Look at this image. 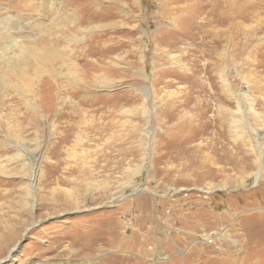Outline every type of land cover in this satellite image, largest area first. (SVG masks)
Segmentation results:
<instances>
[{
  "label": "rangeland",
  "instance_id": "obj_1",
  "mask_svg": "<svg viewBox=\"0 0 264 264\" xmlns=\"http://www.w3.org/2000/svg\"><path fill=\"white\" fill-rule=\"evenodd\" d=\"M20 48L0 264H264V0H0Z\"/></svg>",
  "mask_w": 264,
  "mask_h": 264
},
{
  "label": "bare ground",
  "instance_id": "obj_2",
  "mask_svg": "<svg viewBox=\"0 0 264 264\" xmlns=\"http://www.w3.org/2000/svg\"><path fill=\"white\" fill-rule=\"evenodd\" d=\"M49 44H51L50 40H49ZM57 44H58V42H57ZM47 53H48V50L45 51L46 56L49 54V53L48 54ZM34 59H35V56H33L30 49L20 48L19 54H17L12 60L6 61L8 63L4 62L7 64V68H9V70H8L9 72H7L9 74L5 75V76H2V75L0 76V81L2 82V84L6 83L5 78H8V79L17 78V79H19V81H23V80H21V78L23 76L22 71L25 70V68L28 66L29 62H31ZM7 68H6V71H7ZM3 75H4V73H3ZM23 83L25 86L28 85L27 82H25V81H23ZM0 87H1V85H0ZM50 99H51L50 96H48V98L46 96L43 97L42 100L39 101L41 108L44 109V107H46V105L50 101ZM233 121H235V120H233Z\"/></svg>",
  "mask_w": 264,
  "mask_h": 264
}]
</instances>
